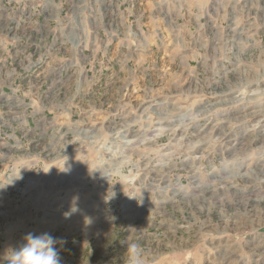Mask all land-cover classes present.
<instances>
[{
    "label": "rangeland",
    "instance_id": "1",
    "mask_svg": "<svg viewBox=\"0 0 264 264\" xmlns=\"http://www.w3.org/2000/svg\"><path fill=\"white\" fill-rule=\"evenodd\" d=\"M6 132L0 254L264 264V0H0Z\"/></svg>",
    "mask_w": 264,
    "mask_h": 264
},
{
    "label": "clouds",
    "instance_id": "2",
    "mask_svg": "<svg viewBox=\"0 0 264 264\" xmlns=\"http://www.w3.org/2000/svg\"><path fill=\"white\" fill-rule=\"evenodd\" d=\"M0 187V189L5 188ZM115 193L109 198H114ZM75 200V198H74ZM79 211L78 207L73 206L68 212L64 213L65 218ZM86 223H91L86 220ZM67 243L65 238L54 237L48 232L39 234L29 232L23 237V242L17 246H9L0 254V264H62L60 248ZM127 264H146L147 253L137 243L126 241ZM60 246L58 248L57 246Z\"/></svg>",
    "mask_w": 264,
    "mask_h": 264
},
{
    "label": "built area",
    "instance_id": "3",
    "mask_svg": "<svg viewBox=\"0 0 264 264\" xmlns=\"http://www.w3.org/2000/svg\"><path fill=\"white\" fill-rule=\"evenodd\" d=\"M55 43H54V45H55ZM60 45H62V43ZM60 48L61 47L59 46L58 49L60 50ZM55 49L57 50V48H54L53 53H54ZM48 57H50V54ZM9 101L10 100H7V103ZM13 120L15 121L16 119H11V120L8 119L6 122L9 123ZM21 148H22L21 138H19L15 133H13V132L7 133L6 132L3 135L0 134V171L5 169V165L7 162L15 161L16 154L20 153Z\"/></svg>",
    "mask_w": 264,
    "mask_h": 264
},
{
    "label": "bare ground",
    "instance_id": "4",
    "mask_svg": "<svg viewBox=\"0 0 264 264\" xmlns=\"http://www.w3.org/2000/svg\"><path fill=\"white\" fill-rule=\"evenodd\" d=\"M229 102V101H228ZM13 114H20V113H18V112H16V113H13ZM222 189V188H221ZM210 198H213V196H210ZM247 199V198H246ZM249 200V199H248ZM250 201V200H249ZM252 205V204H251ZM254 205V204H253ZM222 206V205H221ZM245 208H246V206H245ZM254 208V207H253ZM247 210V209H246ZM251 211H252V209H251ZM248 212V211H247Z\"/></svg>",
    "mask_w": 264,
    "mask_h": 264
}]
</instances>
